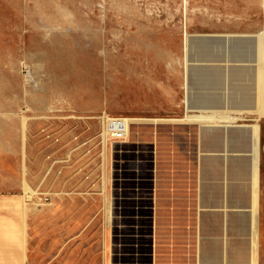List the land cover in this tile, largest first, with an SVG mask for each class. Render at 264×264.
I'll return each mask as SVG.
<instances>
[{
    "label": "rangeland",
    "instance_id": "obj_1",
    "mask_svg": "<svg viewBox=\"0 0 264 264\" xmlns=\"http://www.w3.org/2000/svg\"><path fill=\"white\" fill-rule=\"evenodd\" d=\"M226 1L0 0V109L39 111L47 138L64 109L71 116L93 263L102 244L106 264H196L191 153L203 128H252L256 184L264 27L245 34L219 21ZM106 113L129 120L124 140L103 139ZM249 253L264 262V251Z\"/></svg>",
    "mask_w": 264,
    "mask_h": 264
},
{
    "label": "crops",
    "instance_id": "obj_2",
    "mask_svg": "<svg viewBox=\"0 0 264 264\" xmlns=\"http://www.w3.org/2000/svg\"><path fill=\"white\" fill-rule=\"evenodd\" d=\"M226 2L229 10L217 11L219 21L260 34L264 0ZM23 106L0 109V264H106L102 244L96 261L89 259L86 181L73 186L72 179L71 116L64 109L47 138L39 111L24 115ZM247 127L193 133L196 264H264L249 253L264 251V147L259 144L255 184L254 137Z\"/></svg>",
    "mask_w": 264,
    "mask_h": 264
},
{
    "label": "built area",
    "instance_id": "obj_3",
    "mask_svg": "<svg viewBox=\"0 0 264 264\" xmlns=\"http://www.w3.org/2000/svg\"><path fill=\"white\" fill-rule=\"evenodd\" d=\"M108 131L112 134V136L122 141L127 136V121L123 120V118H112L111 120H108Z\"/></svg>",
    "mask_w": 264,
    "mask_h": 264
},
{
    "label": "bare ground",
    "instance_id": "obj_4",
    "mask_svg": "<svg viewBox=\"0 0 264 264\" xmlns=\"http://www.w3.org/2000/svg\"><path fill=\"white\" fill-rule=\"evenodd\" d=\"M99 2H101V1H99ZM263 6H264V4H263ZM262 6V7H263ZM102 7H104V6H102ZM86 16V15H85ZM41 17V16H40ZM45 23V22H44ZM46 24V23H45ZM57 24V23H56ZM65 26V25H64ZM91 31V30H90ZM136 39V38H135ZM139 42V41H138ZM190 102H191V100H187V103L188 104H190ZM203 118H204V120H208L209 118H210V116H208V115H203ZM112 118H111V116L108 114V113H106V115H105V121L106 120H111ZM123 120H126L127 121V127H128V129H127V132H130V126H129V120L128 119H126V118H124ZM103 125H104V132H103V135H104V137H103V139H105V140H108V128H106V126H105V122L103 123ZM31 198V197H30Z\"/></svg>",
    "mask_w": 264,
    "mask_h": 264
}]
</instances>
